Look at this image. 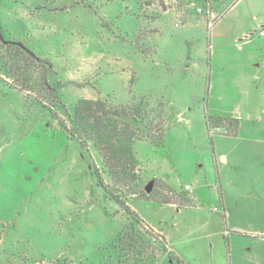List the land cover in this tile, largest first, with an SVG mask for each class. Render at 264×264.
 Segmentation results:
<instances>
[{"label":"rangeland","instance_id":"obj_1","mask_svg":"<svg viewBox=\"0 0 264 264\" xmlns=\"http://www.w3.org/2000/svg\"><path fill=\"white\" fill-rule=\"evenodd\" d=\"M263 22L264 0H0V264H264ZM18 41L51 65L10 73ZM80 98L144 110L132 180L75 132Z\"/></svg>","mask_w":264,"mask_h":264},{"label":"trees","instance_id":"obj_2","mask_svg":"<svg viewBox=\"0 0 264 264\" xmlns=\"http://www.w3.org/2000/svg\"><path fill=\"white\" fill-rule=\"evenodd\" d=\"M1 40L2 36L0 33ZM14 44H16L14 45L16 52L11 51L9 54L16 56L17 60L13 63L11 62L8 67L10 73L17 75V78L24 79V75L30 71V65L26 62V57L30 58L32 56L33 58L31 59L36 62L51 65L49 60L34 55L22 41ZM3 45L7 48L8 46H12V44L5 41ZM19 61H22V63L19 64ZM42 78V84L49 87L45 74H43ZM143 112L144 110L140 109L138 104H124L119 105V107H112L106 105L99 99L80 98L74 105L69 118L75 126V132L92 140L93 145L101 154L103 163L110 175L116 181L121 182L126 181V179L132 180L135 176L134 167L136 162L133 154V143L139 137L135 129L132 128V124L138 122V120L140 122L145 120L146 116ZM209 118L211 119L213 117H207L206 128L222 127L236 133L238 126L237 120L234 118L217 116L215 119L218 121H215L214 125H211ZM226 121L233 122L232 129L226 127ZM113 199L122 204L117 197H113ZM122 206H124L127 213L136 216L129 206L125 204H122ZM131 247L134 248V244ZM174 258L179 263H182L181 259Z\"/></svg>","mask_w":264,"mask_h":264},{"label":"built area","instance_id":"obj_3","mask_svg":"<svg viewBox=\"0 0 264 264\" xmlns=\"http://www.w3.org/2000/svg\"><path fill=\"white\" fill-rule=\"evenodd\" d=\"M255 32L257 35L264 37V23L258 25L257 28L255 29Z\"/></svg>","mask_w":264,"mask_h":264},{"label":"water","instance_id":"obj_4","mask_svg":"<svg viewBox=\"0 0 264 264\" xmlns=\"http://www.w3.org/2000/svg\"><path fill=\"white\" fill-rule=\"evenodd\" d=\"M150 187H151V184L149 183L147 186H146V191H149L150 190Z\"/></svg>","mask_w":264,"mask_h":264},{"label":"crops","instance_id":"obj_5","mask_svg":"<svg viewBox=\"0 0 264 264\" xmlns=\"http://www.w3.org/2000/svg\"><path fill=\"white\" fill-rule=\"evenodd\" d=\"M264 23V22H263ZM221 158H222V156H221ZM169 205H172V204H169ZM177 210H178V208H176Z\"/></svg>","mask_w":264,"mask_h":264}]
</instances>
